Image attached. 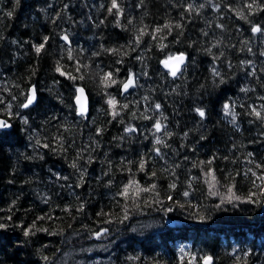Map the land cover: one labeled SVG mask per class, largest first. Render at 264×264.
Wrapping results in <instances>:
<instances>
[{
    "label": "trees",
    "instance_id": "16d2710c",
    "mask_svg": "<svg viewBox=\"0 0 264 264\" xmlns=\"http://www.w3.org/2000/svg\"><path fill=\"white\" fill-rule=\"evenodd\" d=\"M117 4L0 0V264L98 239L102 264H264V0Z\"/></svg>",
    "mask_w": 264,
    "mask_h": 264
},
{
    "label": "snow or ice",
    "instance_id": "6c2138e0",
    "mask_svg": "<svg viewBox=\"0 0 264 264\" xmlns=\"http://www.w3.org/2000/svg\"><path fill=\"white\" fill-rule=\"evenodd\" d=\"M255 3V0H253V4ZM253 4H248L247 7L248 8H252L253 7ZM203 7V5H202ZM113 9H116L117 11H119V8H118V4H117V0H112V7L109 9V12H112ZM9 16L12 15L11 12L8 13ZM165 27H168V25H165ZM177 27H180V25H177ZM222 27V26H221ZM157 32L160 31L159 28L156 29ZM252 32L255 34V33H259L261 32V28L259 26H253L252 27ZM48 38L45 37V40H47ZM63 39L65 41L68 40V37L67 36H64ZM44 47V44H40L39 46H35V51L37 53H39L41 51V49ZM249 51H251V49H249ZM261 55H264V52L261 53ZM184 60H185V57L183 54L179 55V56H170L167 60L165 61H162V63L164 64L165 68H169L170 69V74L175 77L177 75V73L180 71V65L184 63ZM170 61H174V63H170ZM250 63V62H248ZM58 72H60V68L58 67L56 69ZM61 75H65V73L63 72H60ZM214 75H219V73L215 72L214 71ZM69 79H74V77H71L69 75L68 77ZM82 78V77H81ZM103 80L104 81H109L111 80L112 83H115L114 80H112V74L111 73H107L104 75L103 77ZM133 83V80L131 78V76L129 77L127 83L124 84V89L127 90V88ZM77 93L78 95L76 96L75 100H76V104L78 105V113L79 114H84V112L86 111V98L84 96V90L82 88H77ZM35 99V92L33 90L32 94L29 95L27 97V103L23 105V107H28ZM107 103L112 106V107H115V104H116V101L114 99H109L107 101ZM124 107H128V105H124ZM156 109L159 110L160 109V105L159 104H156L155 105ZM224 109L226 111V114H230V106L229 104L225 103L224 105ZM197 113L199 114V116L201 118H203L205 116V112L202 110V109H196ZM256 115L257 116H260V113L259 112H256ZM147 118V117H146ZM235 121V115H233V122ZM25 123H27V121H25ZM10 127V125L6 122V121H3V120H0V129L2 128H8ZM156 131H160L161 129V124L159 122H157L155 125H154ZM134 130V129H133ZM126 131H128V129H126ZM157 143H160L159 140H157ZM251 155V154H250ZM73 167H75V165H73ZM141 169H143L144 165L143 163H141L140 165ZM257 168H264V165H260V164H257L256 165ZM251 171V170H249ZM254 176L256 175V173H252ZM257 179L261 180V181H264V175H260L257 177ZM253 184H255V181H253ZM129 187L130 185H126L125 188H124V191L122 193V195H124L125 197L128 195V191H129ZM171 187H175V185H171ZM139 191H148L149 189H138ZM228 191L231 193L232 192V188L230 187L228 189ZM185 196L188 195L187 192L184 193ZM235 199H240V197H235ZM247 202L248 203H256L257 201L253 198V196L250 194L249 197L247 198ZM168 211H171V209H168ZM10 219V218H9ZM38 219H42V218H38ZM124 219H128V215H127V212H125V216H124ZM201 219H203V217H201ZM6 225L3 224V223H0V229H3L5 228ZM40 230V229H38ZM105 231H107V229H105ZM30 234V231L29 230H25L24 231V235L25 236H28ZM101 235V233H96V236L99 237ZM245 255L247 256L248 254L245 253ZM45 259H47V257H45ZM203 264H212V257L208 256V257H205L204 260H203Z\"/></svg>",
    "mask_w": 264,
    "mask_h": 264
},
{
    "label": "rangeland",
    "instance_id": "374dc122",
    "mask_svg": "<svg viewBox=\"0 0 264 264\" xmlns=\"http://www.w3.org/2000/svg\"><path fill=\"white\" fill-rule=\"evenodd\" d=\"M112 250V243L98 239L94 243L64 251L55 264H102L103 260L106 263L110 258Z\"/></svg>",
    "mask_w": 264,
    "mask_h": 264
},
{
    "label": "water",
    "instance_id": "95a60500",
    "mask_svg": "<svg viewBox=\"0 0 264 264\" xmlns=\"http://www.w3.org/2000/svg\"><path fill=\"white\" fill-rule=\"evenodd\" d=\"M179 55H181V54L173 55V57H174V56H179ZM184 57H185V55H184ZM167 59H168V58L164 59L163 61H165V60H167ZM185 62H186V57H185L184 63L180 65V71H181L182 67L184 66ZM170 63H174V61H170ZM161 64H162L163 69L166 70L167 72H169V74H170V69H169V68H165V66H164L163 63H161ZM180 71H179V72H180ZM179 72H178V73H179ZM178 73H177V75H178ZM177 75H176V76H177ZM176 76H175V77H176ZM170 77H171V78H174L171 74H170ZM33 90H34V88H30V90H29V95L32 94ZM83 90H84V89H83ZM123 91H125V89H123ZM34 92H35V90H34ZM77 95H78V93H76V96H77ZM76 96H75V98H76ZM84 96H85V98H86V111H85L84 114H82V115L78 113V105L76 104V100L74 99V103H75V106H76V109H77V113H78V115H80V116H85V115L88 113V110H89V101H88V97H87V95H86L85 90H84ZM35 101H36V94H35V99H34V101H33L30 105L34 104ZM26 103H27V102H26ZM261 213H264V198H263L262 205H261Z\"/></svg>",
    "mask_w": 264,
    "mask_h": 264
}]
</instances>
